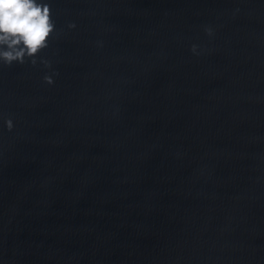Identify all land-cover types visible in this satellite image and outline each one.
I'll use <instances>...</instances> for the list:
<instances>
[{
    "label": "water",
    "instance_id": "obj_1",
    "mask_svg": "<svg viewBox=\"0 0 264 264\" xmlns=\"http://www.w3.org/2000/svg\"><path fill=\"white\" fill-rule=\"evenodd\" d=\"M0 61V264H264V0H40Z\"/></svg>",
    "mask_w": 264,
    "mask_h": 264
},
{
    "label": "clouds",
    "instance_id": "obj_2",
    "mask_svg": "<svg viewBox=\"0 0 264 264\" xmlns=\"http://www.w3.org/2000/svg\"><path fill=\"white\" fill-rule=\"evenodd\" d=\"M53 29L50 8L40 0H0V61L34 56L47 46Z\"/></svg>",
    "mask_w": 264,
    "mask_h": 264
}]
</instances>
